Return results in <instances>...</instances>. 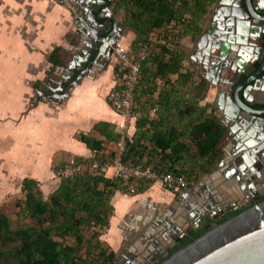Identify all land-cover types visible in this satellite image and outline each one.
<instances>
[{
  "label": "trees",
  "instance_id": "1",
  "mask_svg": "<svg viewBox=\"0 0 264 264\" xmlns=\"http://www.w3.org/2000/svg\"><path fill=\"white\" fill-rule=\"evenodd\" d=\"M216 1L115 0L114 13L121 14L123 27L135 35L127 45L129 54H146L134 87V106L145 115L134 122L132 135L124 134V162L182 173L192 180L220 161L225 125L213 104H200L209 82L184 69L186 54L174 47L181 38L197 39L204 32ZM153 107L157 116L149 118L146 112ZM93 128L103 139L83 133L78 139L95 155L76 159L103 161L113 154L99 153L105 141L115 143L121 133L104 121ZM59 179L45 196L36 180L24 178L15 216L0 207V264H118L116 251L101 235L113 211L111 196L125 188L103 175ZM150 184L138 180L137 191ZM201 233L199 229L191 238Z\"/></svg>",
  "mask_w": 264,
  "mask_h": 264
},
{
  "label": "crops",
  "instance_id": "2",
  "mask_svg": "<svg viewBox=\"0 0 264 264\" xmlns=\"http://www.w3.org/2000/svg\"><path fill=\"white\" fill-rule=\"evenodd\" d=\"M114 3L110 4L111 20L117 21L122 31L119 40L127 46L135 35L123 27L114 13ZM86 7L81 4L84 13ZM102 10L104 5H97L96 12L103 15ZM104 19L98 17L99 24L88 21L86 29L78 30L74 15L55 0H0V207L23 197L24 178L36 180L46 196L58 186L60 179L54 172L67 157H93L95 153L78 135L103 139L94 130L95 123L108 122L118 132L134 133L133 122L125 131L120 129L124 119L107 98L118 82L113 53L107 64L101 58L91 70L81 73L75 69L69 78V67L78 60L73 56L78 50L75 47L85 39L105 36L106 28L100 25ZM65 77L68 79L63 82ZM104 147L100 156L114 150L115 143L105 141ZM208 184L190 189L199 191ZM182 192H170L157 183L133 194L115 190L104 240L114 250L119 246L122 253L129 244L124 237L127 224L132 223L126 216L133 208L155 213L153 205L171 203L172 194ZM194 196L189 195L186 201L195 202Z\"/></svg>",
  "mask_w": 264,
  "mask_h": 264
},
{
  "label": "water",
  "instance_id": "3",
  "mask_svg": "<svg viewBox=\"0 0 264 264\" xmlns=\"http://www.w3.org/2000/svg\"><path fill=\"white\" fill-rule=\"evenodd\" d=\"M113 1L81 0V4L85 3L88 7L85 8L84 17L81 20L76 19L78 30L86 29L85 24L88 21L99 24L96 19L104 17L100 25L106 28L107 34L79 42L78 47H75L76 50L78 49L77 54L73 55L78 60L69 67V78H72L75 69H80L81 73L91 70V67L97 65L101 58H105L106 64L109 62L113 46L122 32L117 21L111 20L113 10L110 4ZM89 3L94 5L91 6ZM101 4L105 7V10H102L103 15L96 12L97 5ZM215 7L223 9V14L230 15L229 27H226L230 31L235 30L231 26H236L238 32L244 31L241 18L264 19V0H217ZM234 16L238 18L235 25H233ZM223 17H220V20ZM205 30L206 32L197 38L198 48L202 41L215 40L221 35V31L214 34L211 27ZM212 48L215 49V46ZM221 56L226 55L220 53L219 59L210 63V68L205 75L206 79L212 83H215L211 78L212 74L221 75ZM263 56L264 54L259 55L255 64L260 63ZM258 65L256 71L230 94V103L231 106L236 107L235 111L223 109L222 103L220 105L223 94L219 92L214 104L225 117L226 115L232 117L234 112L236 115L239 108L260 118L258 121L264 124V110L252 108L244 103L238 94L240 86L255 81V78L258 79L264 74V59ZM244 73L250 72L244 71ZM67 79L68 77H65L63 82ZM224 116L222 121L226 129L221 142L233 133V128ZM260 130L261 128H257V125L250 128L251 138L241 145L242 149L238 151H243L235 155L230 169L224 168L228 156L224 147L223 157L215 169L203 175V181L198 184L200 187L203 183L209 182L205 189L200 188L201 190L195 192L189 189L178 195L172 194L171 203L151 204L157 207L155 213L133 208L126 216L131 218L132 223L127 224L128 230L124 234L129 244L121 255L116 253L118 264H152L161 258L162 260L157 264H264V200L225 218L228 210H237L238 206L235 207L239 200L237 195L244 191L242 188L250 187L252 181L264 180V169L259 172L255 170L256 167H262L264 164V141H262L264 134ZM245 153L249 156L246 157ZM259 160H262V163ZM254 171L255 175H253ZM221 184L224 190L218 187V185L221 187ZM189 195H196V198L200 200L195 198V202L186 203ZM221 218L224 219L217 222ZM199 229L202 233L191 238V234ZM174 247L177 248L168 254V251Z\"/></svg>",
  "mask_w": 264,
  "mask_h": 264
},
{
  "label": "flooded vegetation",
  "instance_id": "4",
  "mask_svg": "<svg viewBox=\"0 0 264 264\" xmlns=\"http://www.w3.org/2000/svg\"><path fill=\"white\" fill-rule=\"evenodd\" d=\"M223 15H225L223 14V9H220V7H218L217 9L216 7H213L208 17V21L205 24V28L211 27L214 34L218 31H221V35L219 36L221 38L218 39V37L215 40L208 39L206 41H202L200 43V48L195 45L189 60L190 64L194 68L199 70L200 75L205 77L207 71L210 68V63L214 60L219 59L218 56L220 55V53L221 55H226L225 57L221 56V75H211V78L215 83L208 81L209 90L214 95V103L219 92H221L223 94V97L222 101L220 99V105L222 103V107L225 110L232 109L235 111L236 107L233 105L231 106L230 103V94H232V92L235 91L243 81L249 78L250 75H252L253 72L256 71L259 66L258 64H261L264 59L263 56L262 61H260V63L258 64H255V62L257 61V57L264 54V19H247L246 17L241 18V21H243L242 28L244 31L238 32L236 30V26H231L235 29L233 31H230L226 28L229 27L228 21H230L231 19L230 15H225L224 17ZM220 17L223 18H221L220 20ZM237 20L238 18L234 16L233 25L237 23ZM224 30L226 31L223 32ZM205 32L206 30H204L203 33ZM213 46H215V49L212 48ZM112 53L113 51L111 52V54ZM208 57L210 58L208 59ZM244 71H248L250 73L245 74ZM238 94L240 99L244 103L250 105L252 108L264 110V74L260 75L258 79L255 78V81L253 80L245 83L243 86H240ZM213 106L215 108V104ZM216 111L218 112V114H220V119L222 121V118L224 116L223 113L219 112L217 109ZM224 119L227 120L230 123V126L233 128V133L231 134V136H227L224 138L225 140L223 146V148L225 147V152H228V156L226 159L227 164L224 168L230 169L231 164H233L235 155L243 151H238L242 149L241 145L246 141H249V139L251 138V134H249L250 128L257 125V128H261L260 131L264 134V124L262 125L261 121H258L260 118L254 117L251 113H248V111L239 108H237L236 115L234 112V115L232 117L226 115V117L224 116ZM245 155L246 157L249 156L248 153H245ZM259 161L260 163H262V160ZM262 169H264V164L262 165V167L255 168L256 172H259ZM253 175H255V171ZM242 189L244 191L237 195L239 198V200H237L238 202L235 205V207L238 206L237 210H228L226 212L225 218L232 216L230 215V212H235L236 214L242 209L264 200V180L252 181L250 187L246 186L245 189ZM194 197H196V195ZM196 199L200 200L199 198ZM223 219L224 218L218 219L217 222H220ZM193 233L191 234V237L193 236ZM176 248L177 247L170 249L168 251V254ZM160 260H162V258ZM160 260H156L152 264H157Z\"/></svg>",
  "mask_w": 264,
  "mask_h": 264
},
{
  "label": "built area",
  "instance_id": "5",
  "mask_svg": "<svg viewBox=\"0 0 264 264\" xmlns=\"http://www.w3.org/2000/svg\"><path fill=\"white\" fill-rule=\"evenodd\" d=\"M58 4L69 10L77 20L84 17L81 8V0H55ZM113 56L117 63L118 70L115 71V77L118 79L117 86H113L107 98L114 110L122 116L123 123L118 126L121 130H126L130 123L143 117L145 112L134 106V87L138 81L142 62L146 57L145 53L138 56L129 54L127 46L120 40H117L113 46ZM122 72V75H118ZM149 118L157 116V108L153 107L146 112ZM115 142L113 154L103 161L78 160L74 156L65 159L63 165L57 169L54 174L61 178H72L77 175L95 176L103 175L119 182V185L133 194L137 191L138 180L152 181L165 187L168 191L182 190L188 191L194 185L193 180L187 179L182 173H172L167 171L155 170L150 167L123 161L125 151V132ZM110 171V173H109ZM188 203L187 201H185ZM108 228H105L107 231Z\"/></svg>",
  "mask_w": 264,
  "mask_h": 264
},
{
  "label": "rangeland",
  "instance_id": "6",
  "mask_svg": "<svg viewBox=\"0 0 264 264\" xmlns=\"http://www.w3.org/2000/svg\"><path fill=\"white\" fill-rule=\"evenodd\" d=\"M120 16H121V14L118 15L117 17L120 18ZM207 17H208V16H207ZM207 17H206V19H207ZM205 23H206V20H205V22H204V25H205ZM126 29H127V28H126ZM196 41H197V39H191L190 36H185V37L181 38L180 41L178 42V44H175L174 47H175L176 49H178V50H181V51L185 52V54H186V58H185L184 61H183L184 69H193V70L195 71V79H198V77H199L198 74H200V73H199V70L196 69V68H194V67L190 64V60H189L190 55H191V53L193 52V49H194V47H195V45H196ZM172 78H173V76H172ZM205 101L210 102L211 104L214 105V95L210 92V90H208V92L206 93V97L204 98V100H202V101L200 102V104H203ZM142 111H143V110H142ZM144 112H145V111H144ZM224 140H225V139H223L222 142H221L222 156H223V152H224V148H223V146H224ZM221 158H222V157H221ZM217 164H218V163H217ZM216 166H217V165H216ZM214 169H215V168H214ZM109 173H110V171H109ZM205 174H206V173L201 174L197 179H195V178L192 177V180L194 181V185H193V186H195V187H199L198 184H199L201 181H203L202 176L205 175ZM209 184H210V183H209ZM218 187L221 188V190H224V189H222V184H221V187H220V185H218ZM162 189H163V188H162ZM146 192H148V190H146ZM202 192H203V191H202ZM221 192H222V191H221ZM128 194H129V193H128ZM21 198H22V197H21ZM16 199H17V198H15V199H13L12 201L8 202L7 205H4V206L1 207L3 211H5L8 215H10V216H12V217L15 216V213H16V210H17V208H16V206H15V200H16ZM108 226H109V225H108ZM107 228H108V227H107ZM105 233H106V231H105V228H104V229H103V233H102V235H101V238H102V239L106 238V237H105ZM111 247H112V246H111ZM112 248H113V247H112ZM115 251H116V253H118V255H121V253L119 252V246H116Z\"/></svg>",
  "mask_w": 264,
  "mask_h": 264
}]
</instances>
